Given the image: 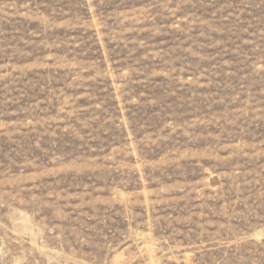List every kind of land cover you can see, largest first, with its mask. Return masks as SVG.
<instances>
[{"label":"rangeland","instance_id":"rangeland-1","mask_svg":"<svg viewBox=\"0 0 264 264\" xmlns=\"http://www.w3.org/2000/svg\"><path fill=\"white\" fill-rule=\"evenodd\" d=\"M0 264H264V0H0Z\"/></svg>","mask_w":264,"mask_h":264}]
</instances>
